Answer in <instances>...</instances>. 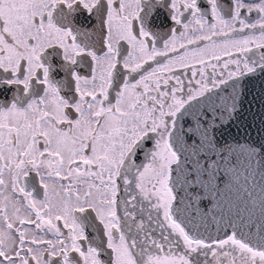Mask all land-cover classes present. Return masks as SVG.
I'll list each match as a JSON object with an SVG mask.
<instances>
[{
  "label": "snow or ice",
  "instance_id": "snow-or-ice-1",
  "mask_svg": "<svg viewBox=\"0 0 264 264\" xmlns=\"http://www.w3.org/2000/svg\"><path fill=\"white\" fill-rule=\"evenodd\" d=\"M0 264H264V0H0Z\"/></svg>",
  "mask_w": 264,
  "mask_h": 264
}]
</instances>
